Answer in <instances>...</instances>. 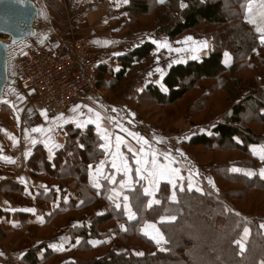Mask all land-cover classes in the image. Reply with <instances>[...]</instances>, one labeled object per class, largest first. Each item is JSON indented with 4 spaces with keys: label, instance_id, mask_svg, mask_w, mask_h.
I'll return each instance as SVG.
<instances>
[{
    "label": "trees",
    "instance_id": "trees-1",
    "mask_svg": "<svg viewBox=\"0 0 264 264\" xmlns=\"http://www.w3.org/2000/svg\"><path fill=\"white\" fill-rule=\"evenodd\" d=\"M181 2L187 7L181 8ZM248 2L129 0L124 7L125 25L131 32H152L170 43L185 36L208 41L210 47L206 56L169 66L161 84L166 92L155 82H150L141 93L130 90L127 103L154 129L166 130L171 119L177 121L186 115H189L190 123L204 126L205 129L195 130L187 145L195 153L196 163H207L208 160L214 163L209 174L213 183L210 184V179L204 175L191 191L183 183L184 191L178 194L176 201L170 200L169 186L162 184L156 196L161 203L151 209H145L147 198L139 187L135 188L128 196L137 219L127 223L126 230H122L125 219L121 210H113L102 195H94L87 185L88 166L102 155L95 129L92 126L83 131L68 128L64 148L56 152L52 164L47 161L42 146L34 149L26 163L32 178L58 183L60 203L57 210L46 217L45 225L65 213L90 212L91 206L103 201L107 213L68 231L72 241L79 237L81 242L70 259L62 264H264V230L260 227L264 224V177L256 174L247 178L231 173L234 165L256 170L257 162L249 148L264 142V85L261 83L264 47L260 45L256 25L249 23L250 16L245 12ZM253 7L256 12L258 3ZM155 50V44L146 42L117 57L121 67L117 72L107 66L97 67V88L110 93L109 97L113 98L123 91L129 74L146 67ZM226 52L232 58L228 67L223 63ZM202 85L208 87L206 95H202ZM242 91L246 93L240 97ZM141 107L152 111L143 113ZM3 189L8 190L3 192L5 197L15 200L22 197V188L16 182L3 180ZM68 192L72 194L64 206L63 196ZM50 196V202L54 201L55 193L51 192ZM171 217L175 220H170ZM62 223L60 220L53 223L51 231L60 229L58 225ZM144 223L157 226L165 250L150 252L157 247L141 234ZM98 224L110 226L111 230L100 236ZM245 226L249 227L250 233L241 252L235 241L240 240ZM6 232L0 231L4 246L12 245L18 237L22 240L20 245L29 244L19 232L11 237ZM107 235L112 247L98 255L99 250L89 246L87 240ZM133 243L142 244V255H138L141 247ZM117 244L126 245L125 251H116ZM47 245L27 250L25 261L58 264L61 256L47 249ZM41 251L42 258L38 259ZM83 254L91 257L81 258Z\"/></svg>",
    "mask_w": 264,
    "mask_h": 264
},
{
    "label": "crops",
    "instance_id": "crops-1",
    "mask_svg": "<svg viewBox=\"0 0 264 264\" xmlns=\"http://www.w3.org/2000/svg\"><path fill=\"white\" fill-rule=\"evenodd\" d=\"M39 1L40 4L36 5L34 3V5L38 10L37 20L41 21H39L40 23H36L34 34H32L31 38L25 39L24 41L18 42L16 44L15 54H17V52H19L26 46H34L38 48L55 47L58 41H70V37L72 36L69 35H73L71 28L69 27L70 23L67 26L68 28L60 26V29H58L55 24L50 21L54 18H59L60 14L62 20L64 21H75L74 23L76 26V32L89 30V32L85 33L81 39H83V41L85 40L84 43L87 48L93 53V55L96 56V68L99 66H107L114 72H117L121 69V67L117 64V57L124 55L131 49L139 47L146 42L153 43L151 40H143L140 44L134 46L129 44L131 43V41L135 42L136 40H140L139 38H141V40L147 38V35L148 37H151V34L153 35L154 33L151 32L147 34H137L127 29L125 25L127 20V14L124 11V7L127 5V3H124L123 0H83V2L79 3H77L76 0ZM48 2H55V6L52 5L51 7H48ZM57 4L59 5V7L57 6ZM80 7L85 9V11L81 12ZM55 8H57V10H55ZM51 9H53L52 13ZM253 12L255 13L254 10ZM104 17H106L104 25L101 27L97 26L98 29L94 30L96 29V27L94 28V26H91L95 25V22L98 18L101 19ZM251 19H255L257 23H261L259 16L253 15ZM39 26H41L43 29L41 30V28H38ZM105 26H107L108 30L110 29L109 31L112 30L113 32H109L108 30L101 31L102 27ZM64 29H66L68 32H71V34L64 35L67 32H65ZM51 31H54L57 35V42H53L54 40H49V35ZM76 36L78 37V35H73V37ZM123 38H126V40H121ZM164 39L167 41L166 38ZM168 43L170 44V42ZM130 45L132 47H130ZM260 45L264 47V43L260 42ZM209 47L210 46L207 45V50L209 49ZM120 49L125 50L123 52H120L119 54L112 53L113 51ZM155 52L160 53V50L158 51L156 48V50L152 53L153 60L155 59L153 56ZM207 53L208 52H206L204 56H206ZM179 63L184 64L186 62ZM223 63L226 67L230 66L232 63L231 56L229 55V57L226 58L224 55ZM153 64L154 61H152L151 65ZM147 67L148 66H146L145 69ZM168 69L163 75L158 77L156 81L152 82H155L156 85L162 87V79L167 73ZM12 71L14 72V69ZM135 79L140 78L136 77ZM261 81L264 85V80L262 79ZM12 82L16 83L15 72L14 79L12 80ZM136 82L137 84H135V86H132V83H127V87L129 89L123 90L120 93L115 94L113 98L98 97L94 101L99 102L95 104H91L92 102L90 101L81 102L78 105L80 107L78 109V112L74 113L72 110H70L62 114L63 120L52 121L54 125L49 127V129H52V131H48L47 129L44 137L34 139L36 141L35 143L30 144L29 142H26L22 144V141L20 139H18L16 143H12L9 139L6 140L8 142H11L12 144L6 143V141H4L3 144H1L2 142H0V231L2 234L3 231H7L6 234H8L9 237H11L12 234L14 235L15 232H19L20 235L23 236V240L27 239L29 242L28 245H20L22 240L18 237L12 245L4 247L2 246L0 238V253H2V255H0V264H29L24 259L27 250L36 249L45 243H48L47 249L61 256L59 258L58 264H62L70 259L73 251L76 250L77 245L81 242V239L79 237H76L72 241L68 234V231L72 228L81 227L85 221L90 222L93 218L100 217L107 213V205L103 201L91 206L90 212L84 211L81 214L65 213L66 215L60 216V218L58 216H55V222H53V220L52 223L45 225L46 217H50L51 214L57 210L60 203L58 183L55 180L47 182L45 180L32 178L26 168V163L33 155L34 149L37 146H42L44 152L46 153L47 161L52 164L56 152L64 148L68 128L83 131L89 126H92L95 129V133L98 135L101 142L100 149L102 151V155L90 164L92 165L91 169L88 166L87 185L94 195H102L105 201L110 203L113 210H121V216L125 219V223H123L122 225L123 229H126L127 223L133 222L137 219L135 215L134 218L129 219V213L125 210L126 202L123 200V196L129 195L131 192H133L128 190L129 187L134 189L139 187L142 190V194L144 188L149 187L147 181L140 180L135 173V161L138 157L135 156L134 153L139 151L143 142H137V140L134 139L133 136L129 133H136L140 137H143L144 139L148 140L149 145L151 147L149 148L147 145H145V151H156L159 153L167 152L170 154V156L175 161L173 166L179 168L181 170V175L184 177V180L177 181V185H183V183L185 185H188V178L191 177L193 187H195L199 181L200 176L202 175L207 176L211 180V176L209 174L210 170L214 166V163L212 161H209L208 163H196V160L192 155L188 158L186 157V148L189 150L187 143L189 142L193 134L186 139H183L182 137L183 142L180 145L177 140L180 135H178V133L173 132L175 130V127L178 125H181V128L185 129V120L178 121L177 123H172L166 130L154 129L149 125L145 124L143 120L139 117V115L132 108L129 107L127 103V98L130 97L128 95V92L132 89H136L139 93H141L144 88L150 83V81L146 83L145 80H143L142 83H139V80ZM162 90L163 92H166V88L164 86L162 87ZM245 93L246 91H242L240 97H242ZM11 96L12 95H10V97ZM6 103L0 102V107L2 105L4 107ZM89 109H92L94 112L101 113L102 117H104V119L101 121L100 128L97 127L96 123L92 122L86 123L85 127L83 128L77 126L76 121L78 120L84 122L88 121L90 118L92 120L95 119L93 114L88 111ZM112 109H116V111H112ZM6 110H8L7 114L9 118L13 119V117H18V112L16 108L13 109L9 106V108H6ZM40 117V119L45 118L46 122L49 119H55L48 118L42 115H40ZM39 120L38 122L40 123L41 121ZM113 120L117 121L119 126H117L116 123H113ZM39 127H47V125L39 124L38 128ZM102 129L107 130V134L110 137L109 141H105V139H103ZM121 129H126L127 131H122ZM141 129L142 131H140ZM180 132L181 131H179V133ZM117 136L122 137V142L119 147V155H114L117 152ZM157 141L163 142L157 143ZM54 145H59V147H55ZM254 146L257 148L256 154H253L252 151ZM261 146H264V142L260 144L251 145L249 148L251 156L257 162L256 170L251 168L245 169L234 165L231 168V173L240 174L247 178H253L257 174L262 178V176L260 175V171L261 169H264V160L260 158L259 148ZM129 148H131L133 151L130 152L128 150ZM181 153H183V155H181ZM121 157L124 158V160L127 162L128 167L131 169L129 175H125L122 171L118 172L116 168L112 167L113 160H115L117 167L121 166ZM159 160L162 164L168 163V160L164 159L163 155L159 156ZM101 161H105V164L100 165ZM98 166L100 167L99 173L96 171ZM232 169H239V171H233ZM249 172L254 174L247 175V173ZM196 173H198V175ZM109 176L114 178L115 183H113L112 180L108 179ZM3 180L16 182L22 188V197L19 196L17 200L10 197H5L3 195V192H7L8 190H2ZM122 182H126V187H121ZM97 184L99 186H96ZM162 184H166L169 186L171 197L173 191L172 186L170 184H167V182L165 181H161L159 188ZM159 188L156 192V196L158 194ZM51 192L55 193V200L50 202L51 196H48ZM180 192L181 191H179V188H177L176 200ZM71 194V192H68L63 196L64 206H66L65 204L69 201V196ZM109 197L112 198L109 199ZM146 198L147 201L152 199V197L150 196ZM21 199H24L25 201H21ZM127 203L131 208V212L134 213L130 202L128 201ZM117 204L120 205L119 208L116 207ZM26 209H33L34 211H25ZM145 209H147L146 205ZM66 211L67 209L65 210V212ZM83 214L88 217L85 218ZM59 220L63 221L62 224L58 225L61 226V228L57 231L52 232L51 228L53 226V223H59ZM146 225L155 224L144 223L140 229L141 234L145 235L148 239L154 242L157 248L159 246H162L163 238L160 239V243H157V239L161 237L157 226L155 225V229H152L147 228ZM96 228L100 236H104L106 232L111 230L110 226L106 228L104 224H98ZM156 230H158V233ZM87 244L95 249H98L99 251L106 249L105 252H107V250L112 247V242L108 235L105 238L101 237L88 239ZM52 245H55L56 247H52ZM120 248L121 245H115L116 251L120 252ZM42 253L43 252L41 251L37 255L38 259L42 258Z\"/></svg>",
    "mask_w": 264,
    "mask_h": 264
},
{
    "label": "rangeland",
    "instance_id": "rangeland-1",
    "mask_svg": "<svg viewBox=\"0 0 264 264\" xmlns=\"http://www.w3.org/2000/svg\"><path fill=\"white\" fill-rule=\"evenodd\" d=\"M27 1L35 3L36 5L40 4L39 0H27ZM76 2L77 3L83 2V0H76ZM48 3H49V4H47L48 7H51L52 5L55 6V2H48ZM57 6L59 7L58 4H57ZM55 10H57V8H55ZM253 10L255 11V9H253ZM80 11L83 12V11H85V9L80 7ZM52 12H53V9H51V13ZM252 16H250V19L252 18ZM39 21H41V20H37L38 23H40ZM50 21L53 24H55V26L58 29H60V26L67 27L70 23L69 27L71 28L73 35L74 34L78 35V37L77 36L73 37V35H69V34H71V32H68L66 29H64L65 32L67 31L64 35L72 36V37H70V40H77V39L83 40V39H81L82 36L85 33L89 32V30L76 32L75 31L76 26L74 23L75 21L72 20V22H70V21L67 22V21L62 20L61 14H60L59 18H54L53 20H50ZM105 21H106V17L101 18V19L98 18L97 21L95 22V25H92L91 27L94 26V28L96 27V29H94V30H97L98 29L97 26L98 27L103 26ZM51 22H50V25H51ZM38 28H41V30L43 29L41 26H39ZM127 29H129V28L127 27ZM36 30H38V29H36ZM78 30H80V29H78ZM102 30H105V31L108 30L107 26L102 27L101 31ZM109 32H113V31L111 30ZM143 34H147V33H143ZM187 37H191V36H185L184 38L180 39L176 43H170L169 44L164 38H162V36H157L156 34H153V35L151 34V37H148V35H147V38H144L142 40H141V38H139L140 40H138V41L136 40L135 42L133 41L134 43L132 41H131V43L127 42V43L131 44L132 46L140 44L143 40H151L152 42L153 41L167 42V44L170 45L171 49H172V51H169L168 48H158L157 44L154 43L157 50L158 51L160 50V53L155 52L153 54L155 59L153 60V57H152L151 61L146 65V66H148L146 69L145 68L141 69V71H138V72H137V70H135V71H133L132 74H129L127 76V80H128L127 83H130V84L132 83V86H135V84H137L136 81H138V80H139V83H142L143 80H145L146 83L149 81L150 82L156 81L158 77H160L161 75H163L166 72V70L169 68V66L172 63L174 64V63H178L181 61L186 62L190 59L200 58V57L204 56L206 52H208L207 47L206 48L203 47V42H207V45L210 46L208 41L203 40V39H194L193 37H192L193 38L192 40H186ZM121 40L124 41V40H126V38H123ZM12 41H13V39H10L9 37L0 36V43H2L4 46L5 45L8 46L7 48H5L6 54H5V58H4V62H3V75L6 77V82H5V84H3L1 86V98H0V101H6L8 103H6V105L3 108L0 107V134H1L0 135V142H2L1 144H3L4 141L9 139L12 143H16L17 140L20 139L22 141V144H24L26 142H29L31 144L34 139L44 137L47 129H49L50 126L54 125L52 123V121H56V120L55 119H53V120L47 119L48 120L47 121L48 123H47L45 118L40 119L41 117L39 115H37V117L32 118V119H29V117L24 116V109L26 106V100L23 98V96H21V93L17 92L16 83L12 82V80L14 79V72L12 71L13 70V61H14V58L16 56L15 47H16V44L20 41L15 40L16 41L15 44H12ZM57 41H58V39L56 38V39H54L53 42H57ZM131 45H130V47H132ZM128 48H126V49H128ZM176 49H179L180 51L177 52ZM124 50L125 49L115 50L112 53L113 54H119L120 52H123ZM193 57H195V58H193ZM152 61H154L153 65H151ZM158 69H161L162 72L158 71ZM15 75H16V73H15ZM142 76H144V77H142ZM136 77H139L140 79H135ZM263 80H264V77H263ZM127 83L125 84V88L123 90L129 89L127 87ZM128 86H131V85H128ZM200 89L202 91V95L207 94L208 87L206 85L200 86ZM100 93L102 94V97H99V98L109 97V95H110V93H105L102 91H100ZM10 95H12V96L10 97ZM192 96H195V93H193ZM97 98L98 97H96L95 100ZM101 100H103V99H101ZM90 102H92L91 104H95V103H98L99 101H96V102L90 101ZM101 104H103V103H101ZM9 106L13 109L16 108V110L18 112V114H17L18 117H13V119L8 117V114H7L8 110H6V108H9ZM140 109L143 113L144 112L146 113L148 111L150 113L152 111L151 109H148V108H142L141 107ZM41 115L44 116L43 113H41ZM54 118H56V117H54ZM38 120L41 121L42 123L41 122L39 123ZM181 120L186 121L187 125L185 124V129H182L181 128L182 126L178 125L175 127V130L173 131L174 133H178V135H180L177 139L178 143L180 145L183 142V139H186L189 136H191L192 134H194L196 132L195 131L196 129H201V128L205 129V128H203L204 126H202L201 124L190 123L189 115H186L185 117H183L177 121L171 119L169 125H171L172 123H177L178 121H181ZM8 121H9V123H8ZM39 124H46L47 125V127H39V128L44 129L45 131L44 132H33L32 129L38 128ZM159 128H161V127H159ZM178 129H179V131H181L180 133H179ZM25 130H26V132H25ZM23 135H25V136H23ZM182 137H183V139H182ZM11 142L6 141V143H11ZM189 150L186 148V157L188 158L191 155L194 157L195 153L193 152V150L190 148H189ZM0 153H1V150H0ZM208 162H209V160H208ZM241 168L249 169L251 167H241ZM235 203H236V201H235ZM239 205L241 206L240 202H239ZM263 230H264V228H263ZM241 236H240V239H241ZM246 238L243 239V243L245 242ZM133 245L134 246L138 245L141 247V251H139L138 253L143 252L144 248L142 247V244L133 243ZM2 246H4L3 243H2ZM124 246L126 247V245H124V244H123V246H121V248H120L121 251H125ZM4 247H6V246H4ZM160 247H162V248H160ZM155 250H161L162 251L165 249H164V246H159L158 248L150 249V252L153 253ZM105 251H106V249L100 250L98 252V254L104 253ZM80 257L81 258H89V257H91V255L86 256L83 254V255H80Z\"/></svg>",
    "mask_w": 264,
    "mask_h": 264
},
{
    "label": "built area",
    "instance_id": "built-area-1",
    "mask_svg": "<svg viewBox=\"0 0 264 264\" xmlns=\"http://www.w3.org/2000/svg\"><path fill=\"white\" fill-rule=\"evenodd\" d=\"M56 38L51 31L49 40ZM96 66V56L80 39L58 41L55 47L21 49L13 69L17 92L26 100L24 116L32 119L43 113L54 118L83 101L102 97L96 85Z\"/></svg>",
    "mask_w": 264,
    "mask_h": 264
},
{
    "label": "snow or ice",
    "instance_id": "snow-or-ice-1",
    "mask_svg": "<svg viewBox=\"0 0 264 264\" xmlns=\"http://www.w3.org/2000/svg\"><path fill=\"white\" fill-rule=\"evenodd\" d=\"M0 2H2V0H0ZM17 2H21V0H17ZM124 3H128L129 0H123ZM161 3L164 2V0H160ZM254 3H258L259 7L256 10V12H253V5ZM181 8H185L187 7L186 4H184L183 2H181L180 5ZM245 12L247 15L252 16V15H256L260 17V21L261 23H257V21L255 19H250L249 23H253L256 24V31L258 33H260L259 35V39L261 43H264V0H249L248 5L245 9ZM192 37H187L186 40H192ZM16 41L13 40L12 44H15ZM153 43L157 44L158 48H168L169 51H172L171 46L167 44V42H157V41H153ZM5 48H7L8 46L5 45ZM203 47H207V42H203ZM177 52H179V49H176ZM26 55V53H25ZM225 57L228 58L229 54L226 52ZM195 58V57H193ZM182 62V61H181ZM227 62V61H226ZM158 71H161V69H158ZM3 103H6V101H0ZM79 106H77L76 108L72 109V111L78 112ZM89 112H91L94 116V120H92L91 118L88 121H76L77 122V126L80 128L85 127L86 123H96L97 127L100 128L101 127V121L104 119V117H102L101 113L99 112H94L92 109L88 110ZM112 111H116V109H112ZM46 115V114H45ZM111 119V118H109ZM55 120L60 121L63 120V115L61 114V116L56 117ZM113 123H116L117 126H119L118 122L113 120ZM122 131H127L126 129H121ZM33 132H44L45 130L42 128H35L32 129ZM48 131H52V129H48ZM103 132V139H105V141H109L110 137L107 134V130L106 129H102ZM130 135L133 136L134 139L137 140V142H143L141 148L139 149L138 152L134 153L135 156H137L138 158L136 159L135 163H136V168H135V173L136 175L139 177L140 180H144L147 181V183L149 184V187L144 188L143 190V195L145 197H152V199L147 201L146 204V208L147 209H151L154 205H159L161 203L160 200L156 199V192L159 188V185L161 183V181H165L167 182V184H170L172 186V195L170 197V199L172 201H176V189L179 188V191H184V186L183 185H177V181L178 180H184V177L181 175V170L179 168L174 167V163L175 161L173 160V158L170 156L169 153L165 152V153H159L156 151H145V145H147L149 148L151 147L149 145L148 140L144 139L143 137H140L138 134L136 133H129ZM116 148H117V152L114 155H119V147L120 144L122 142V137L117 136L116 137ZM36 141L33 140L32 143H35ZM163 141H157V143H162ZM55 147H59V145H54ZM81 148L84 147L83 144L80 145ZM130 152H132L133 150L131 148L128 149ZM253 154H256L257 152V148L254 146L253 149ZM259 152H260V158L262 160H264V146H261L259 148ZM163 155L164 159L168 160L167 164H162L159 160V156ZM181 155H183V153H181ZM105 161H101L100 165H104ZM112 167L116 168L118 172L122 171L125 175H129V173L131 172V169L128 167L127 162L124 160L123 157H121V166L117 167V164L115 162V160H113L112 162ZM89 168H92V165H89ZM233 171H239V169H232ZM96 171L99 173L100 172V167L98 166ZM198 175V173H196ZM254 173H247V175H253ZM260 175L262 177H264V169H261L260 171ZM108 179L112 180L113 183H115V180L113 177L109 176ZM189 183H188V190L191 191L193 188V183H192V179L191 177L188 178ZM209 183L212 184L213 182L211 180H209ZM96 186H99L98 184ZM214 186V185H213ZM121 187L124 188L126 187V182H122L121 183ZM129 191H135L134 188H128ZM197 191H202V189L200 188H196ZM112 197H109V199H111ZM130 197L128 195H124L123 196V200L126 202L125 203V210L128 211L129 213V219L134 218V213L131 212V208L128 205V201H129ZM116 207H120L119 204L116 205ZM25 211H34L33 209H26ZM237 216H239V213H236ZM170 220H175V217H171ZM163 222V218L162 221ZM147 228H152L155 229V225H146ZM237 227H239V225H237ZM261 228H264V224L260 225ZM122 230H126L123 229V226H121ZM158 233V230H156ZM250 233V229L249 227L245 226L243 227V231H242V236L240 240H236L235 243L239 245L241 252L244 251V243H243V239L246 238ZM160 239H162V236L157 239V243H160ZM52 247H56L55 245H52ZM0 255H2V253H0ZM138 255H142V253H138Z\"/></svg>",
    "mask_w": 264,
    "mask_h": 264
},
{
    "label": "water",
    "instance_id": "water-1",
    "mask_svg": "<svg viewBox=\"0 0 264 264\" xmlns=\"http://www.w3.org/2000/svg\"><path fill=\"white\" fill-rule=\"evenodd\" d=\"M38 10L34 3L21 0H2L0 2V36L9 37L17 41H24L34 34L37 23ZM6 49L0 43V98L1 86L5 84L6 77L3 75V62Z\"/></svg>",
    "mask_w": 264,
    "mask_h": 264
}]
</instances>
